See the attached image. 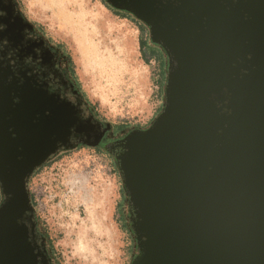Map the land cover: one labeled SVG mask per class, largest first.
I'll list each match as a JSON object with an SVG mask.
<instances>
[{"label":"water","instance_id":"water-1","mask_svg":"<svg viewBox=\"0 0 264 264\" xmlns=\"http://www.w3.org/2000/svg\"><path fill=\"white\" fill-rule=\"evenodd\" d=\"M112 2L164 57L161 109L146 127L101 145L109 123L79 122L34 78L21 72L24 84H9L0 67V180L13 193L0 210V264H35L15 223L27 207L21 178L74 125L115 163L133 264H264V0ZM0 23L8 25L0 39L22 27ZM225 100L230 115L216 107Z\"/></svg>","mask_w":264,"mask_h":264},{"label":"clouds","instance_id":"clouds-1","mask_svg":"<svg viewBox=\"0 0 264 264\" xmlns=\"http://www.w3.org/2000/svg\"><path fill=\"white\" fill-rule=\"evenodd\" d=\"M129 17L130 12L112 0H0V20L23 25L17 47L0 39V67L11 72L6 83L15 77L17 86L23 85V72L48 96L69 105L79 122L92 127L94 120L121 119L141 71L133 38L139 33L129 27ZM7 27L0 23V33ZM30 44L38 46L21 57V49ZM45 52L49 64L43 62ZM11 102L17 105L20 98L13 95ZM227 103L216 104L221 114H231ZM38 119L39 115L33 123ZM9 132L15 139L11 128ZM88 140L72 126L66 143L57 141L54 150L21 178L27 207L15 223L25 229L35 264H45L53 251L56 259L49 258V264H133L125 233L108 212V163ZM123 151L117 149V154ZM12 199L0 180V210ZM136 255H142L141 249Z\"/></svg>","mask_w":264,"mask_h":264},{"label":"rangeland","instance_id":"rangeland-1","mask_svg":"<svg viewBox=\"0 0 264 264\" xmlns=\"http://www.w3.org/2000/svg\"><path fill=\"white\" fill-rule=\"evenodd\" d=\"M129 27L133 31H138L139 33L138 36L133 37L137 41L135 55L139 61L138 67L141 69L136 77L137 84L135 93L131 98L130 106L122 114L121 119L109 121L107 118H103L101 120L106 121L111 126L128 128L139 126L140 128H144L156 116L162 106L165 61L159 50H156L157 56H155L154 59H146L145 54L141 51L139 40L144 39L147 45L151 46L149 44L147 29L146 32H142L141 28L138 29L131 21ZM95 152L103 161L108 163V176L106 177V181L110 188L108 212L110 219H114L120 230L125 233L124 240L126 244V252L131 256L133 251V240L126 226L127 208L117 168L113 159L107 153L96 150ZM55 259H53V261H55Z\"/></svg>","mask_w":264,"mask_h":264},{"label":"flooded vegetation","instance_id":"flooded-vegetation-1","mask_svg":"<svg viewBox=\"0 0 264 264\" xmlns=\"http://www.w3.org/2000/svg\"><path fill=\"white\" fill-rule=\"evenodd\" d=\"M10 17H11V13L9 11V18ZM5 20L8 22V19H5ZM10 25L12 27H15V28L19 29V26H20L19 20H17L15 23H11ZM22 28H23V25L21 27V30L17 34L18 36L14 40L13 39L9 40L10 47L15 48V47H17L20 44V41L22 40V36L20 35V33L22 31ZM35 46H38V45H31L30 44L27 48L21 49V52H20L21 57H23L24 55L31 54L32 47H35ZM149 49L154 50V51L159 50L155 46H149ZM156 60H157V57H156ZM49 61H50V57H49L48 53L47 52L43 53V62H44V64H49ZM93 123L99 124L100 127H101V130H105L106 129V125H105L106 121H104V120H101V119L100 120H94ZM132 127H139V126H132ZM128 129H130V128L112 126L111 131L110 130L105 131V133L103 134V137H102V140H101L100 144L102 145L105 142H109L112 139V137L119 136L121 133H123L124 131H126ZM110 134H111V137L109 138L108 136ZM93 149L96 150V151H99V152H103V150H101L100 148H93ZM43 245H44V242L42 241V247H43ZM49 258L52 259V260L54 259L52 254L50 255ZM49 258H46L45 264H49Z\"/></svg>","mask_w":264,"mask_h":264},{"label":"trees","instance_id":"trees-1","mask_svg":"<svg viewBox=\"0 0 264 264\" xmlns=\"http://www.w3.org/2000/svg\"><path fill=\"white\" fill-rule=\"evenodd\" d=\"M129 19L132 23H134L136 25V27L138 29L141 28L142 32H146V28L141 23H139L137 20H135L131 16L129 17ZM139 42L141 44V51L145 54L146 59H151V58L154 59L155 56H157L156 51L149 49V46L147 45V43L144 39H140ZM52 255H53V258L55 259L56 257H55L54 251H53Z\"/></svg>","mask_w":264,"mask_h":264}]
</instances>
